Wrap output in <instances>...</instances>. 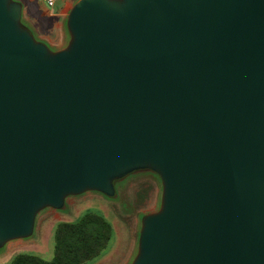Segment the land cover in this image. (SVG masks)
Masks as SVG:
<instances>
[{"label":"water","instance_id":"obj_1","mask_svg":"<svg viewBox=\"0 0 264 264\" xmlns=\"http://www.w3.org/2000/svg\"><path fill=\"white\" fill-rule=\"evenodd\" d=\"M62 29L0 0V252L150 170L126 264H264V0H73Z\"/></svg>","mask_w":264,"mask_h":264},{"label":"rangeland","instance_id":"obj_2","mask_svg":"<svg viewBox=\"0 0 264 264\" xmlns=\"http://www.w3.org/2000/svg\"><path fill=\"white\" fill-rule=\"evenodd\" d=\"M22 1L28 3V0ZM30 5H28L29 10L31 9L32 15L37 17L36 24H30L32 29L35 32L38 30L39 34L37 33V35L43 34L49 39L54 38V16L47 18L42 15L41 17L38 13H35L34 10L37 11V9L33 10ZM45 7L50 9L46 5ZM27 16H29L28 13ZM47 38L42 37L48 42ZM114 186L115 194L111 197L98 192H86L69 197L65 205L58 211L45 210L39 215L41 221L44 217L60 212V215H55L56 218L61 217L65 221H73L86 210H91L101 214L110 222L113 232L107 246L99 257L83 264H126L137 244L140 220L143 213L154 209L158 205L161 181L159 176L150 170L132 172L118 179ZM53 231L54 226L50 231L49 227L46 226V239L43 241L41 239L43 231L36 237V241L40 240L41 242V250L38 255L43 259L51 258L53 254ZM9 261L5 264H8Z\"/></svg>","mask_w":264,"mask_h":264},{"label":"trees","instance_id":"obj_3","mask_svg":"<svg viewBox=\"0 0 264 264\" xmlns=\"http://www.w3.org/2000/svg\"><path fill=\"white\" fill-rule=\"evenodd\" d=\"M113 228L101 214L86 210L73 221H59L53 231L52 258L17 253L8 264H83L99 257L107 246Z\"/></svg>","mask_w":264,"mask_h":264},{"label":"crops","instance_id":"obj_4","mask_svg":"<svg viewBox=\"0 0 264 264\" xmlns=\"http://www.w3.org/2000/svg\"><path fill=\"white\" fill-rule=\"evenodd\" d=\"M22 2H23V17H24V20L28 22L29 24L31 23L36 24L37 22V19H36L37 17L33 16L32 10L31 9L29 10L30 7L28 8V5L30 4L33 10L37 9V11L36 10L34 11L35 13H38L39 16L42 17V15H45L47 18L49 16H54V24H53V29L55 30L54 38L49 39L47 38V36L43 34L39 35V37L47 38V41L51 45L60 46L63 43V39H64L63 29H62L63 18L65 16L67 8L73 2V0H55V5H54V8L52 9L51 8L47 9L41 0H28V3L24 1ZM27 13L29 16H27ZM36 33H38V30H36ZM55 215H60V212H56ZM55 215L52 214L51 216L44 217L41 219V221L38 217V220L36 221V229H35L33 236L27 240H21V241H15V242L9 243L6 246V248L2 252H0V264H5L17 253H31V254L38 255L41 250V242L40 240L36 241L37 235L43 231L42 236H41L42 237L41 239L43 241L46 239V232H45L46 226L49 227V231H50L53 226L55 227L57 222L65 221L64 219H61V217L56 218ZM49 259H46V260H49Z\"/></svg>","mask_w":264,"mask_h":264},{"label":"built area","instance_id":"obj_5","mask_svg":"<svg viewBox=\"0 0 264 264\" xmlns=\"http://www.w3.org/2000/svg\"><path fill=\"white\" fill-rule=\"evenodd\" d=\"M46 6L50 7L51 9L55 5V0H41Z\"/></svg>","mask_w":264,"mask_h":264}]
</instances>
